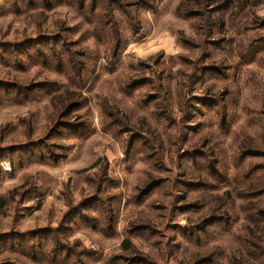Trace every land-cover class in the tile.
Here are the masks:
<instances>
[{
	"label": "rangeland",
	"instance_id": "obj_1",
	"mask_svg": "<svg viewBox=\"0 0 264 264\" xmlns=\"http://www.w3.org/2000/svg\"><path fill=\"white\" fill-rule=\"evenodd\" d=\"M148 1L0 0V264H264V0Z\"/></svg>",
	"mask_w": 264,
	"mask_h": 264
},
{
	"label": "trees",
	"instance_id": "obj_2",
	"mask_svg": "<svg viewBox=\"0 0 264 264\" xmlns=\"http://www.w3.org/2000/svg\"><path fill=\"white\" fill-rule=\"evenodd\" d=\"M148 0H141L140 4L142 5V7H145V5L149 8L150 7V2L148 4ZM223 2V0H222ZM216 3H218L216 0H203V5L204 6H213ZM231 5V0H224V7H228ZM263 194V193H262Z\"/></svg>",
	"mask_w": 264,
	"mask_h": 264
}]
</instances>
